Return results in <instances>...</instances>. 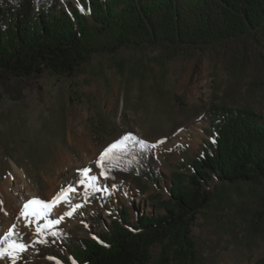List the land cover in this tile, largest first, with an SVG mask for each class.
<instances>
[{
    "label": "trees",
    "instance_id": "1",
    "mask_svg": "<svg viewBox=\"0 0 264 264\" xmlns=\"http://www.w3.org/2000/svg\"><path fill=\"white\" fill-rule=\"evenodd\" d=\"M122 48L221 52L231 82L220 96L215 90L203 113L207 139L197 155L176 164L166 198L156 190L153 147L129 142L102 177L130 181L140 196L152 187L154 212L132 218L117 207L108 224L94 213L96 239L44 224L36 241L61 264H212L192 228L202 213L217 220L227 214L234 195L239 206L221 227L251 251L264 241V118L251 105L264 98V0H0L2 96L20 100L25 90L39 89L43 75L73 77L93 54Z\"/></svg>",
    "mask_w": 264,
    "mask_h": 264
},
{
    "label": "rangeland",
    "instance_id": "2",
    "mask_svg": "<svg viewBox=\"0 0 264 264\" xmlns=\"http://www.w3.org/2000/svg\"><path fill=\"white\" fill-rule=\"evenodd\" d=\"M220 53L167 54L158 49L122 48L113 54H93L73 77L43 75L37 80L39 89L25 90L20 100L0 94V185L15 165L32 187L44 189L43 179L56 178L62 156L69 155L81 163L80 151L69 144L68 134L83 133L94 147L93 164L88 168L97 176L99 191L93 193L91 188L83 187V198L72 201L78 207L71 216H65L69 223L60 220L52 225L74 239H96L98 231L91 220L94 213L100 214L106 224L110 209L117 207H126L132 218L152 214L154 210L147 201V196L155 192L152 187L140 196L130 181L100 176L95 161L126 131L135 132L156 145L153 156L160 181L156 190L166 198L169 175L176 164L197 155L207 139L203 113L215 90L220 91V96L231 82L220 62ZM242 86L239 96L243 97ZM251 105L264 118V98H255ZM195 135L197 142L192 141ZM80 169L60 179L57 189L70 184L81 186L77 183ZM24 193L19 191V195ZM239 203L232 195L233 207L219 220L209 212L195 220L192 236L207 259L214 257L212 264H254L264 258L263 240L249 251L221 227L231 220ZM30 219L31 223H25L30 229L29 237L22 242L26 250L19 253L15 264H61L52 249L36 241L37 227L59 218L50 213L43 219ZM0 264L13 262L4 256Z\"/></svg>",
    "mask_w": 264,
    "mask_h": 264
},
{
    "label": "bare ground",
    "instance_id": "3",
    "mask_svg": "<svg viewBox=\"0 0 264 264\" xmlns=\"http://www.w3.org/2000/svg\"><path fill=\"white\" fill-rule=\"evenodd\" d=\"M196 139L197 135L193 137L192 141L194 142ZM68 141L70 145L76 147L80 151L82 161L81 163H78L69 155L62 156L57 163L56 178L43 179L44 183L46 184L44 189L37 190L32 187L24 177L22 170L15 165H13L11 171H9V173L6 175L5 179L0 185V241H3L0 243V248L5 247L12 241L20 244H22L23 241H27L30 229L25 223L28 220L21 216V212L23 211V206L25 203L34 198L51 201L53 197L60 191L57 189L60 179H64L69 172L75 169L77 170L82 167L88 168L92 166L94 158V147L92 142L87 139L83 133L77 132H70L68 134ZM81 190H83V186H79L77 188V192L72 196V201L76 202L83 198ZM19 191H23L25 193L19 195ZM70 208V205L61 203L60 205L53 208L51 214L57 216L58 218L63 216L61 221L67 224L69 222L67 219H65V216H67L65 213L69 211ZM13 225H15L14 232L16 234L9 237L8 240H3V237H5L8 231L12 229Z\"/></svg>",
    "mask_w": 264,
    "mask_h": 264
},
{
    "label": "snow or ice",
    "instance_id": "4",
    "mask_svg": "<svg viewBox=\"0 0 264 264\" xmlns=\"http://www.w3.org/2000/svg\"><path fill=\"white\" fill-rule=\"evenodd\" d=\"M83 11V9H81ZM129 142L138 143L142 148L156 147V145H149L146 141L139 140L131 133H127L111 143L103 152L97 157L95 164L97 168L100 169V176L107 175V172L111 171L112 167H116L120 159V154L123 153ZM159 143H162L160 141ZM81 179L77 182L78 185L83 186L85 189L91 188L93 191H99L96 187L97 176L92 175V169L83 168L79 170ZM77 192V188L73 185H68L66 188H61V190L53 197L51 201H45L38 198H34L23 206V211L21 216L25 217L29 223H31L30 218L43 219L46 218L53 210L54 207L60 205L61 203L71 206V210L67 211L65 215L71 216L76 210L78 205H72V196ZM63 219L61 216L59 219L49 222L46 227H51L53 223H60V220ZM15 225L10 229L3 240H8L9 237L15 235L14 232ZM37 232H43V229L37 227ZM54 234V233H53ZM3 241H0L2 243ZM25 245L16 243L12 241L8 243L5 247L0 248V258L8 256L12 259L13 264L18 258L20 252L25 251Z\"/></svg>",
    "mask_w": 264,
    "mask_h": 264
}]
</instances>
